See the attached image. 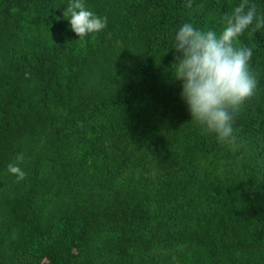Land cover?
I'll return each instance as SVG.
<instances>
[{
  "label": "trees",
  "instance_id": "trees-1",
  "mask_svg": "<svg viewBox=\"0 0 264 264\" xmlns=\"http://www.w3.org/2000/svg\"><path fill=\"white\" fill-rule=\"evenodd\" d=\"M70 2L0 0V264H264V27L236 43L258 84L233 148L192 120L171 43L241 0H83L108 17L83 39Z\"/></svg>",
  "mask_w": 264,
  "mask_h": 264
},
{
  "label": "clouds",
  "instance_id": "clouds-1",
  "mask_svg": "<svg viewBox=\"0 0 264 264\" xmlns=\"http://www.w3.org/2000/svg\"><path fill=\"white\" fill-rule=\"evenodd\" d=\"M187 6L191 7V4ZM64 17H68L71 29L80 39L99 33L108 25V17L88 10L83 0H71ZM224 21L225 27L219 35L210 29H196L190 23L181 26L171 43L180 54L172 67L175 78L182 82L180 95L192 120L205 132L215 133L220 143L235 148V116L254 96L258 84L256 75L249 68L253 49L237 47L236 43L249 26L255 24L253 31L264 27V16L258 17L256 4L241 0ZM16 160L8 165V172L19 182L26 178L20 167L23 154Z\"/></svg>",
  "mask_w": 264,
  "mask_h": 264
}]
</instances>
